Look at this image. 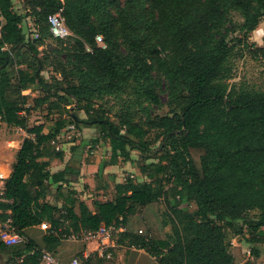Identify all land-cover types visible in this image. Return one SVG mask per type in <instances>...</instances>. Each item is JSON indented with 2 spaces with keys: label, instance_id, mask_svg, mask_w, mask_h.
Listing matches in <instances>:
<instances>
[{
  "label": "trees",
  "instance_id": "obj_1",
  "mask_svg": "<svg viewBox=\"0 0 264 264\" xmlns=\"http://www.w3.org/2000/svg\"><path fill=\"white\" fill-rule=\"evenodd\" d=\"M23 10L0 0V127L31 135L4 181L0 224L9 222L21 236L44 223L50 228L42 243L0 238L4 264H43L44 250L55 255L65 237L101 226L124 229L117 244L145 250L157 264H237L231 231L244 235V226L248 242H264V89L228 83L236 56L251 47L249 34L264 19V0H25ZM60 10L66 39L50 31L49 17ZM233 12L243 22L231 27ZM237 31L242 37L230 39ZM47 41L53 48L41 57ZM253 46L255 57L264 56ZM47 67L60 78L48 82ZM162 85L166 115L152 108L161 105ZM28 89L39 95L34 108L48 104L66 114L47 133L44 124L29 126ZM106 99L116 106L102 104ZM72 106L87 118L72 114ZM81 125L97 128L111 147L98 178L120 161L132 163L135 151L146 180L115 184L113 176V197L91 209L70 188L79 171L50 170L65 157L57 138ZM84 264L115 263L94 254Z\"/></svg>",
  "mask_w": 264,
  "mask_h": 264
},
{
  "label": "rangeland",
  "instance_id": "obj_2",
  "mask_svg": "<svg viewBox=\"0 0 264 264\" xmlns=\"http://www.w3.org/2000/svg\"><path fill=\"white\" fill-rule=\"evenodd\" d=\"M14 1V9L17 8L16 11H21L22 5L25 0H13ZM231 20L234 27L237 24L243 22L242 17L238 12H233L231 15ZM30 20L26 21L24 24V30L30 36V28L28 24ZM3 20L0 18V29L2 28ZM32 28V27H31ZM235 37H242V33L237 31L230 35V39ZM34 38V37H33ZM249 47L246 48L245 51L239 52L234 60L233 67V75L232 78L228 81L230 86L235 85L236 87H247L249 89L254 90H263L264 89V56L259 54L258 56H254L252 51L254 50V46L264 48V19L258 26V28L251 34H249ZM232 44H235L233 42ZM53 48V44L51 41H47L45 46L40 47L41 57H45L48 53V50ZM100 46L105 47L104 41L100 43ZM238 50V47L236 48ZM63 59V57H61ZM45 79L48 82H55L60 77L55 74L51 68L47 67V69L42 73ZM45 94H41L44 96ZM38 93H30L28 96V105L27 108H30L29 114V126H38L44 124L45 132H49V129L54 125L55 121L59 118L66 117V114L60 113L57 111L50 112L48 110V104H44L41 107L34 108V98L38 97ZM160 106H153L152 108L155 110L156 114L166 115L168 113V102L169 96L168 93L162 85L160 90ZM107 103V107L112 108L116 106V101L112 99H106L102 102V104ZM101 104V103H99ZM115 111L118 108H114ZM71 113L75 114L81 120H85L87 118L86 114L83 111L77 110L75 106H72ZM26 115V112H24ZM25 130L15 127H8L6 124H2L0 127V175L4 176V169L10 168L13 166L14 159L16 158V154L20 149L25 138L30 137ZM95 140H99L96 142ZM57 147L60 150L64 151L66 157H74L75 154L79 155L83 161V167L85 168L81 170L83 172V176L86 177V180L96 179V187L95 183L93 185L89 181L88 187H84V182L78 187L80 190H84L83 194L91 193V190H94L98 186L102 188V186L107 185V179H100L97 177L96 170L99 168V165H103L104 163H108L111 159V147L108 140L100 139V133L97 128H87L84 125H81L79 128L74 127L71 129L70 127L64 129L61 135L57 138ZM73 148H76V151H72ZM133 162H123L120 161L119 165L111 168L108 172H114L119 175V181H125L127 178H133L135 181L142 182L146 180L141 176L139 164L142 162L143 156L139 153L133 151L131 153ZM56 163V162H55ZM54 163V164H55ZM86 165L87 166L86 168ZM58 166H54L51 169H55ZM110 174V173H109ZM81 176L82 178H84ZM98 182L101 183L98 184ZM103 183V184H102ZM87 186V185H85ZM85 188V189H84ZM115 185L110 184L109 192L107 194L101 190L100 192L95 191L93 195L88 197L87 199L89 203H93V201L97 198L100 200L106 201L110 199V196L114 194ZM82 195V198L85 196ZM104 196V197H103ZM164 211V208H163ZM252 217L256 216V213H252ZM250 219V218H249ZM244 223L242 221L237 223L238 228L243 226ZM247 226H244V235H235L233 231H231V240H232V248L230 252L235 256L237 264H264V242L262 243H250L247 240L251 238L249 232H247ZM8 230V227L4 226V224H0V234L4 231ZM169 231L170 228L168 227ZM264 240V239H263ZM0 264H4V256L0 255Z\"/></svg>",
  "mask_w": 264,
  "mask_h": 264
},
{
  "label": "crops",
  "instance_id": "obj_3",
  "mask_svg": "<svg viewBox=\"0 0 264 264\" xmlns=\"http://www.w3.org/2000/svg\"><path fill=\"white\" fill-rule=\"evenodd\" d=\"M12 2L14 4L13 0H12ZM23 5L21 8L22 10L19 11V13H21V14L25 11V10H23ZM15 9L17 10V8H15ZM28 20H30V23L28 24V26L30 28V32H33L34 31V24L30 18H28ZM24 24H26V22ZM78 156L79 155L75 154L74 157H71V158L65 156L63 161H58V160L52 161L51 166H50V170L52 173H57L59 171L64 170V168L66 166H70V167L76 169L77 171H79L78 175H72L69 178V180L71 181L70 188L76 190L81 199H87L88 197L91 198L93 193L98 190L99 186L97 188H95L94 190H91L92 191L91 193H86L85 195L83 194L84 190H80V188H78L82 184V182L85 183L84 184L85 188H89L88 187L89 181L91 182V184H89V185H93V183H95V187H96V183H97L94 176H93V179H89V180H86V177L83 176L84 174H83V172H81V170H83L85 168V166L83 167V161ZM15 161H16V158L14 159V163H15ZM14 163H13V165H14ZM53 165L58 166V167L53 170V169H51L53 167ZM87 166H89V165H86V168H87ZM113 167H115V166H109L104 170L103 175H102V179L106 178L110 184H113L112 178H113V176H115V179H114L115 184L122 183L123 181H119V175L117 173L108 172V170H110ZM12 168H13V166L10 167L9 169L8 168L4 169V176H2L4 181L10 177L12 170H13ZM99 168H100V165H99ZM99 168L96 170V173H98ZM81 176H83L84 178H82ZM85 185H87V186H85ZM100 191L101 190H98V192H100ZM107 192H109V190ZM107 192H104L103 195H105V193L107 194ZM53 193H55V190H53L51 195H49V197H48V199L51 203L55 202ZM82 195H84L85 197L82 198ZM103 200H100V198H97L93 201V203L95 201H103ZM83 201H85L87 203V205L91 209H93V203L92 202L89 203L88 200H83ZM45 224L50 226L48 223H45ZM42 225L26 230L24 238L33 240L36 243H42L44 236L48 233V230L44 229L42 227ZM4 226L9 227V222L4 223ZM97 248H98V243H96V242L87 243V242H83L80 240L63 239L61 241V244L59 245V247L56 250L55 256L58 259V262L60 264H68L75 257H78V256L87 257L89 255L91 256V255L96 254ZM109 261H112L115 264H157L156 258L151 256L145 250L130 248L127 246H120V245H117L113 249V258Z\"/></svg>",
  "mask_w": 264,
  "mask_h": 264
},
{
  "label": "built area",
  "instance_id": "obj_4",
  "mask_svg": "<svg viewBox=\"0 0 264 264\" xmlns=\"http://www.w3.org/2000/svg\"><path fill=\"white\" fill-rule=\"evenodd\" d=\"M49 25H50V31L55 38L66 39L68 36L71 35V33L66 27L65 19L62 15V10L49 17ZM96 41L100 45V43L103 42L102 36H97ZM32 92H33L32 90L28 89V90H24L22 94L23 96L28 97L29 94ZM70 128L73 129L74 127L71 126ZM57 149L59 150L60 148L57 147ZM3 188H4V180L0 175V195L3 194ZM42 227L46 230H49L50 228V226H48L45 223L42 225ZM123 230L124 229L122 228L116 229L113 226L111 227L101 226L98 230H84L78 235L72 234L70 236L65 237V239L80 240L87 243L96 242L98 243L96 254L103 259L111 260L113 258V249L118 245L116 236L118 233H120ZM0 238L7 245L19 244L25 242L26 240L24 236L15 233L14 228H12L10 225L8 227V230L0 234ZM89 257L90 255L87 257L83 256L82 258L78 256L75 257L68 264H84ZM42 263L60 264L56 256L46 250L43 251Z\"/></svg>",
  "mask_w": 264,
  "mask_h": 264
}]
</instances>
